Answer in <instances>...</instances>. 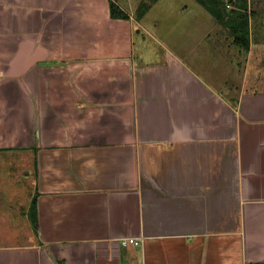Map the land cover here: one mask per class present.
I'll return each instance as SVG.
<instances>
[{
    "label": "crops",
    "instance_id": "crops-1",
    "mask_svg": "<svg viewBox=\"0 0 264 264\" xmlns=\"http://www.w3.org/2000/svg\"><path fill=\"white\" fill-rule=\"evenodd\" d=\"M112 1L128 20L108 0H0V118L23 136L0 150L33 149L36 197L0 264H264V0L248 50L195 0L175 21L164 0L139 19L145 0Z\"/></svg>",
    "mask_w": 264,
    "mask_h": 264
},
{
    "label": "rangeland",
    "instance_id": "rangeland-1",
    "mask_svg": "<svg viewBox=\"0 0 264 264\" xmlns=\"http://www.w3.org/2000/svg\"><path fill=\"white\" fill-rule=\"evenodd\" d=\"M131 1H134V4H136L141 0H137L136 2L135 0ZM173 1L174 0L162 1L161 4H163V7L161 5L153 12H155V15H162L166 11L168 12L171 10L169 13L171 14L172 20L175 21V19L179 17L178 11L184 9L187 3L192 2V0H177L176 5L171 6ZM203 10L206 11L204 8ZM260 21H264V18H261ZM253 26L257 27V22H254ZM220 27L223 29L220 28L219 30V35H217L219 39L222 37V34L224 35L225 32H229L223 25L220 24ZM230 37L234 39L232 34H230ZM233 44L235 43L233 42ZM236 47L237 46H235V48ZM241 55L244 57L245 53L242 52ZM215 67L219 74H222L225 70V66L217 63L213 65L212 71L214 72ZM15 86L16 88L14 86L8 87V93L6 88L4 95L9 98L7 104V106L9 105L8 111L18 115L21 108L24 110L29 106H23L27 98H25L23 94H20L21 88L19 85ZM19 119L22 120L21 117L0 118V144H7L5 142L13 144V140L18 133L23 139L20 126H18ZM1 151L2 150H0V245H14L22 243V241H25L29 234H31V232L27 230V224H30L28 210L33 200L34 178L32 162L34 152L33 149L30 152H23V154L17 152L2 153ZM2 198L5 199V202H2ZM25 210L27 211L23 214Z\"/></svg>",
    "mask_w": 264,
    "mask_h": 264
},
{
    "label": "trees",
    "instance_id": "trees-1",
    "mask_svg": "<svg viewBox=\"0 0 264 264\" xmlns=\"http://www.w3.org/2000/svg\"><path fill=\"white\" fill-rule=\"evenodd\" d=\"M157 0L141 1L135 12L136 19ZM202 6L219 24L228 29L234 36L233 42L245 50L249 48V18L248 0H195ZM110 17L128 20L129 16L112 0H108ZM36 197H33L29 208L31 226L36 230ZM36 233V232H35Z\"/></svg>",
    "mask_w": 264,
    "mask_h": 264
},
{
    "label": "built area",
    "instance_id": "built-area-1",
    "mask_svg": "<svg viewBox=\"0 0 264 264\" xmlns=\"http://www.w3.org/2000/svg\"><path fill=\"white\" fill-rule=\"evenodd\" d=\"M129 243L138 244V242L134 239H128V240L123 241V245L129 244Z\"/></svg>",
    "mask_w": 264,
    "mask_h": 264
}]
</instances>
